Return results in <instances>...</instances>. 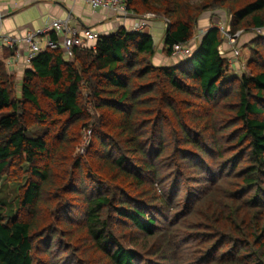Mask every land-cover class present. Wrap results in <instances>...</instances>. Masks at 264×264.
I'll return each mask as SVG.
<instances>
[{
    "label": "trees",
    "instance_id": "16d2710c",
    "mask_svg": "<svg viewBox=\"0 0 264 264\" xmlns=\"http://www.w3.org/2000/svg\"><path fill=\"white\" fill-rule=\"evenodd\" d=\"M127 6L168 21L167 57L226 14L253 35L249 73L211 26L170 66L124 28L72 60L47 50L20 79L0 58V176L26 180L16 215L0 211V264H264V0Z\"/></svg>",
    "mask_w": 264,
    "mask_h": 264
},
{
    "label": "crops",
    "instance_id": "0c3cea01",
    "mask_svg": "<svg viewBox=\"0 0 264 264\" xmlns=\"http://www.w3.org/2000/svg\"><path fill=\"white\" fill-rule=\"evenodd\" d=\"M0 35L18 37L25 35L29 31H35L43 28L52 19H66L71 16L72 23L83 30L94 31L100 36H107L116 33L119 29L124 28L131 31L141 23V16L133 15L125 18L118 16L110 11H98L94 13L91 7L82 0H0ZM207 25H201L199 29L206 28ZM166 26L162 20L153 19L147 22L144 33L153 37L156 46L155 63L157 66H170L181 59L167 57L164 54V39ZM264 36V30L262 31ZM200 36V35H198ZM202 36L189 47L194 50ZM95 41L87 42L88 49L96 48ZM228 56L230 52L225 49ZM8 49L0 51V58L4 57ZM26 48L21 47V58L16 64V74L21 77L29 67L25 65ZM10 58V57H9ZM8 59V58H7ZM177 60V61H176Z\"/></svg>",
    "mask_w": 264,
    "mask_h": 264
},
{
    "label": "built area",
    "instance_id": "2783aa9c",
    "mask_svg": "<svg viewBox=\"0 0 264 264\" xmlns=\"http://www.w3.org/2000/svg\"><path fill=\"white\" fill-rule=\"evenodd\" d=\"M37 2L41 0H35ZM88 4L94 13L98 11H110L121 17H131L132 14L128 10L127 0H82ZM1 17V15H0ZM153 14L143 16L141 23L134 27L130 32L143 33L147 27V21L156 19ZM165 26L169 24L168 21H164ZM217 28L224 37V45L231 49L234 60L230 62V66H236L242 56V51L238 47L237 42L241 33L232 35L227 28L226 21L219 26H212ZM260 32V30H258ZM100 35L90 30H83L80 27L75 26L72 23L71 16L66 19H52L43 28L35 31H29L25 35L18 37L0 35V51L4 52L5 49L13 51V55L4 60L7 71L9 74L14 75L16 73V64L21 58V47L26 48L25 65L31 66L32 61L37 58L41 53L47 50L61 49L68 60L74 58V51L88 49L87 42L95 41L96 43L100 39ZM95 49V48H94ZM221 54L226 55V52L221 49ZM191 55L189 45H174L173 58L185 59ZM91 132L87 135L90 136ZM89 139V138H88ZM88 145V140L86 141ZM84 151H80L83 153Z\"/></svg>",
    "mask_w": 264,
    "mask_h": 264
},
{
    "label": "rangeland",
    "instance_id": "374dc122",
    "mask_svg": "<svg viewBox=\"0 0 264 264\" xmlns=\"http://www.w3.org/2000/svg\"><path fill=\"white\" fill-rule=\"evenodd\" d=\"M218 14H212V13L205 14L202 18L201 25L208 24V26L203 29L198 28L197 35L198 33L203 34L204 31H207L212 25H215L217 27L226 21L227 19L226 14H220V15ZM239 33L241 34H240V38L238 39L237 45L239 44V48L242 51V56L240 57L238 64L236 66H230V68L233 72H235L234 73L235 75L241 76L244 73H249L247 64L250 59V51H249V48L246 42L251 41L250 39L253 38V35H251V33H245V32H239ZM196 39H198V36L196 37ZM193 49L195 50L196 48H193ZM190 50L193 52L191 48ZM232 60H228L229 64ZM12 76L17 77V74L15 73ZM19 82L17 83L16 90H15V94L17 97H20V94H21V83ZM25 171H27V168H25ZM25 182L26 180L18 182V183H10V181H6L5 176H2V177L0 176V209H1L0 211L1 212L8 213L10 214V216L16 215L17 208H18L16 201L19 197V189L21 186H24Z\"/></svg>",
    "mask_w": 264,
    "mask_h": 264
},
{
    "label": "clouds",
    "instance_id": "9594fccd",
    "mask_svg": "<svg viewBox=\"0 0 264 264\" xmlns=\"http://www.w3.org/2000/svg\"><path fill=\"white\" fill-rule=\"evenodd\" d=\"M147 15H148V14H147ZM144 16H146V15H144ZM141 17H143V16H141ZM156 19H157V18H156ZM147 22H148V21H147ZM147 22H146V23H147ZM163 22H164V21H163ZM164 24H165V23H164ZM212 26H214V25H212ZM212 26H211V28H212ZM166 28H167V27H166ZM262 31H263V30H260V32L258 31V33H260V34L262 35ZM205 32H206V31H204L203 34L199 33L198 35H200V36H198V39H199L201 36H203V35L205 34ZM143 33H144V32H143ZM226 48H227L228 51L230 52V56H228L227 53H226V55H222V54H221V55L224 56V57H227V56H228L229 60H231V58H233V55H232V53H231V49H230L228 46H225V45L223 44V45L221 46V48H220V52H221V49H223L224 51H226V50H225ZM192 53H193V52L191 51V55H192ZM191 55H190V56H191ZM190 56H189V57H190ZM189 57H187V58H185V59H183V60H186V59H188ZM181 60H182V59H181ZM183 60H182V61H183Z\"/></svg>",
    "mask_w": 264,
    "mask_h": 264
}]
</instances>
